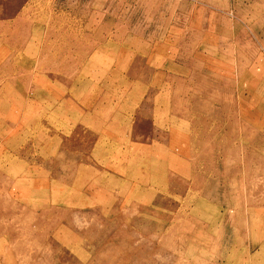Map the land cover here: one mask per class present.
I'll use <instances>...</instances> for the list:
<instances>
[{"label":"rangeland","instance_id":"374dc122","mask_svg":"<svg viewBox=\"0 0 264 264\" xmlns=\"http://www.w3.org/2000/svg\"><path fill=\"white\" fill-rule=\"evenodd\" d=\"M0 264H264V0H0Z\"/></svg>","mask_w":264,"mask_h":264}]
</instances>
